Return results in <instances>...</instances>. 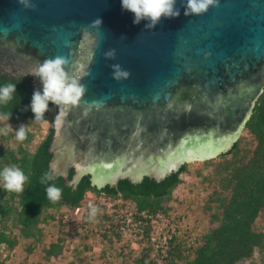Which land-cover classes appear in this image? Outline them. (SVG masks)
I'll return each instance as SVG.
<instances>
[{
  "label": "water",
  "instance_id": "water-1",
  "mask_svg": "<svg viewBox=\"0 0 264 264\" xmlns=\"http://www.w3.org/2000/svg\"><path fill=\"white\" fill-rule=\"evenodd\" d=\"M133 23L121 0H0V72L31 75L65 57L86 86L52 128V165L98 188L161 181L229 152L264 94V0H216L199 16ZM100 18L102 25H89ZM115 51V59L104 54ZM130 73L113 79L112 65ZM33 77V76H32ZM33 84L42 90L41 82Z\"/></svg>",
  "mask_w": 264,
  "mask_h": 264
},
{
  "label": "trees",
  "instance_id": "trees-1",
  "mask_svg": "<svg viewBox=\"0 0 264 264\" xmlns=\"http://www.w3.org/2000/svg\"><path fill=\"white\" fill-rule=\"evenodd\" d=\"M8 82L16 83V94L11 102L0 105V112L11 113L9 121L0 120V169L16 165L29 181L21 193L8 192L0 186V264H7L21 247L25 254L21 264H44L63 255L65 236L60 234L57 241L45 245L43 227L56 221L50 210L77 208L85 195L92 192L110 199L121 196L134 203L139 211L169 213V204L185 183V176L193 177L196 186L200 183L206 186L205 212L210 217V229L198 240L200 244L191 255H187L185 243L175 239L168 264H244L254 261L256 253L260 264H264V94L246 126V135L218 158L196 165L184 164L161 181L145 177L142 182L134 183L124 179L116 186L103 188L95 186L90 175L71 185L69 182L75 177L72 169L68 176H58L51 182L62 189L61 199L52 202L46 196V185L40 181L55 157L50 150L54 130L51 126L35 151L31 150L34 132L26 129V139L19 142L15 132L6 130L4 124L35 128L42 123L33 122L29 108L33 92L38 90L33 77L0 72V84ZM55 111L56 106L50 103L43 122L49 121ZM58 224L61 232L67 227L63 218ZM38 250L39 262L30 263L31 255ZM150 254L151 248L146 245L132 264H158L151 260Z\"/></svg>",
  "mask_w": 264,
  "mask_h": 264
},
{
  "label": "clouds",
  "instance_id": "clouds-1",
  "mask_svg": "<svg viewBox=\"0 0 264 264\" xmlns=\"http://www.w3.org/2000/svg\"><path fill=\"white\" fill-rule=\"evenodd\" d=\"M24 8L33 7V0H18ZM177 0H121L123 11L133 15V23L139 24L142 21L147 22L146 29H154L161 19H175L180 16V10L176 7ZM216 0H183L184 15L199 16L208 12L215 6ZM102 25L100 18L91 22L89 27L97 29ZM105 59H115V51L110 50L104 54ZM69 62L63 56L45 59L39 63L33 70L31 76L38 78L42 85V90H35L32 95L29 108L34 115L33 122H43L45 113L49 111V104L55 105L59 111L54 123L58 126L61 118L66 112L80 104L82 98L86 94V86L81 83L77 77L69 74ZM113 79L120 81L127 79L130 73L123 69L119 64L112 66ZM16 94V83L8 82L0 84V105H6L11 102ZM11 118V113L0 112V120ZM10 126V124L8 125ZM28 126L21 125L15 132V139L23 142L27 136ZM58 166L55 164L50 166V170L41 178V184H45V193L49 201L55 202L61 199L62 189L57 187L54 181L58 176H64ZM79 177H73L70 184L77 183ZM29 177L25 172L16 165L5 166L0 169V186L8 192L21 193L25 190ZM98 209L90 206L89 219L95 218Z\"/></svg>",
  "mask_w": 264,
  "mask_h": 264
},
{
  "label": "rangeland",
  "instance_id": "rangeland-1",
  "mask_svg": "<svg viewBox=\"0 0 264 264\" xmlns=\"http://www.w3.org/2000/svg\"><path fill=\"white\" fill-rule=\"evenodd\" d=\"M53 118L54 113L49 121L42 122L35 128L27 127V129L36 134L35 142L31 146L32 151H35L46 138L52 126ZM3 123L6 122L4 121ZM21 125L11 127L16 130ZM4 126L7 131L14 132L8 127V124H4ZM244 135H246L245 131L242 136ZM13 145L15 146V144ZM197 163L203 162H190L189 164L196 165ZM194 182L193 177L185 176V183L174 193L175 200L169 204L170 211L168 214H170V219L174 221L175 225L179 227V237L184 242H187L190 238L198 241L210 229V217L205 212V201L208 199V192L205 190L206 186L202 183L196 186ZM129 203L135 206L134 203ZM49 213L56 215V221L43 227L45 245L49 246L57 241L61 234L66 237V246L60 258L52 259L51 262L44 264H132V261L139 256L144 247L141 246V249H138V245L133 246L128 241L124 242L125 239L117 240V234L108 232L106 224H101L97 219L81 223L75 217L72 218L70 216V222L66 223L67 227L61 232L58 220L62 219L67 213L71 215V212L66 207H62L57 211L50 210ZM23 252L24 249L22 247L17 252H14L7 264H21L25 258ZM39 253L40 251L38 250L31 255L29 262L38 263ZM192 253L193 250L187 255ZM244 264H260L259 254L256 253L254 261Z\"/></svg>",
  "mask_w": 264,
  "mask_h": 264
},
{
  "label": "built area",
  "instance_id": "built-area-1",
  "mask_svg": "<svg viewBox=\"0 0 264 264\" xmlns=\"http://www.w3.org/2000/svg\"><path fill=\"white\" fill-rule=\"evenodd\" d=\"M90 206L98 209L92 221L97 219L101 224H106L108 232L117 234V240L125 239L124 242L128 241L133 246L138 245V249L148 245L151 248V260L158 264H168L172 244L176 243L175 239L182 240L179 237V227L170 219V214L139 211L136 205H131L121 196L110 199L89 192L85 195L81 206L67 209L71 215L68 213L64 215L63 222L69 223L70 216L81 223L89 222ZM184 243L188 254L198 246V241L194 238Z\"/></svg>",
  "mask_w": 264,
  "mask_h": 264
}]
</instances>
